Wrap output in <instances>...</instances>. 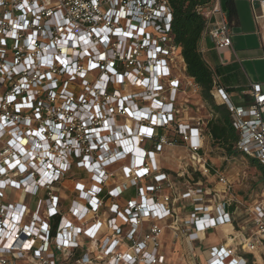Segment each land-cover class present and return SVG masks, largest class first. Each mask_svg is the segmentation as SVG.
Listing matches in <instances>:
<instances>
[{"label":"built area","instance_id":"obj_1","mask_svg":"<svg viewBox=\"0 0 264 264\" xmlns=\"http://www.w3.org/2000/svg\"><path fill=\"white\" fill-rule=\"evenodd\" d=\"M260 8L264 18V0ZM196 11L215 48H231L222 0ZM172 24L170 0H0V264H168L159 224L177 218L169 196H153L168 179L157 156L181 142L199 157L205 137L201 120L183 123L196 85ZM249 96L237 107L213 93L231 114L236 150L264 169V91L252 84ZM127 159L123 184L107 190L108 168ZM74 169L92 184H77L64 209L57 186ZM214 174L222 194L183 196L193 202L182 232L191 242L234 229L231 184ZM130 187L137 198L121 207ZM248 211L251 235H230L205 264H264V194Z\"/></svg>","mask_w":264,"mask_h":264},{"label":"rangeland","instance_id":"obj_2","mask_svg":"<svg viewBox=\"0 0 264 264\" xmlns=\"http://www.w3.org/2000/svg\"><path fill=\"white\" fill-rule=\"evenodd\" d=\"M188 100L189 117L188 122L193 120V110L196 113V117H200L201 121L205 123L209 117L208 106L201 104L200 112L197 114V104L194 105V100L189 96L185 97ZM183 114L177 117L182 118ZM191 116V117H190ZM121 123H124L121 121ZM174 128L165 130V134H174ZM184 144V143H183ZM142 149L150 150L153 149V144L150 142L141 143ZM158 167L162 172L168 176L167 183L161 184V190L153 196L155 198L169 196L173 201V208L175 211V217L177 220L163 222L159 224L162 229V235L160 238L163 253L164 250H168L170 257H176V246L180 238L183 239V230L187 228V221L190 214V207L193 204L192 199L185 194L190 193L192 196L197 194L198 190L203 192L205 199H208L206 192L216 190L219 194L223 193L224 186H222L214 171H217L220 175L224 176L229 184H231V195L232 200L235 201V205L232 206L234 211V234L237 231H242L244 235H251L254 230L252 223V217L249 211L257 203L263 201L264 194V176L254 166L251 165L248 158L242 156L240 153L237 155H228L224 149L219 146L213 145L210 139L204 137L202 141V150L199 157L193 156L189 151L186 144L168 146L163 145L157 156ZM129 159L123 160L112 167L108 168V173L112 176L110 183L106 185L107 190L112 186H117L120 182L123 184L124 170L125 167H129L131 164ZM209 165L212 169L208 170L206 174L204 168ZM214 170V171H213ZM77 184H82L85 189L89 188L92 184L91 175L80 169H74L68 177H66L61 184L57 186L58 194L63 198V208L66 209L67 205L71 200H76L77 195L75 193V187ZM150 184V180L141 182V186ZM72 191L73 193H69ZM137 189L136 187H130L124 190V193L117 204L124 207L127 200L135 199ZM106 206L111 205L108 199H105ZM224 233H232L230 228L221 229ZM223 234V233H222ZM215 237V238H214ZM214 239L219 240L221 235L219 233H210L209 239L206 244H212L215 242ZM229 239V238H228ZM181 240V239H180ZM239 240H235L234 244ZM233 244V245H234ZM232 245V246H233ZM172 253L174 254L172 256ZM95 257L96 254L91 255Z\"/></svg>","mask_w":264,"mask_h":264},{"label":"crops","instance_id":"obj_3","mask_svg":"<svg viewBox=\"0 0 264 264\" xmlns=\"http://www.w3.org/2000/svg\"><path fill=\"white\" fill-rule=\"evenodd\" d=\"M234 3L238 21L231 26L232 47L217 49L211 39L203 35L199 50L213 73L215 85L211 92L212 96L217 89H223L233 105L246 107L251 101L249 90L252 84H259L264 91V18H261L260 0H234ZM188 94L195 99L193 103L199 107L197 108V114H199L201 104L207 106L202 99L201 89L196 85L193 92L190 90ZM213 100L216 105L225 106L214 97ZM208 110L209 119L204 123V130L206 124L214 117L209 107ZM189 115L188 110L183 123L192 125L193 123L187 121ZM193 119L201 120L200 117H196L194 110ZM171 136L172 134L169 135ZM221 229L209 231L205 235L201 234L200 240L196 242H191L186 237L180 238L175 248L176 257H170L168 250H164L168 264H205L208 251L224 244L227 238L234 234L233 228V234L224 233ZM212 232L219 233L221 238L217 240L214 237L215 242L206 244ZM245 257L251 256L245 255Z\"/></svg>","mask_w":264,"mask_h":264},{"label":"trees","instance_id":"obj_4","mask_svg":"<svg viewBox=\"0 0 264 264\" xmlns=\"http://www.w3.org/2000/svg\"><path fill=\"white\" fill-rule=\"evenodd\" d=\"M208 2L209 0H170L173 11V37L175 44L182 50L186 75L192 78L197 87L201 89L202 99L214 114V117L206 124L205 137H208L213 145L224 149L228 155H237L240 152L236 150L235 146L239 136L233 129L228 109L225 106L216 105L213 100L211 94L215 85L213 73L199 50V43L205 29V20L197 13L196 8ZM222 5L227 12L230 26L236 24L238 18L234 0H222ZM178 145L183 144L180 142ZM248 159L251 165L264 176V169L257 160ZM192 211L193 207H190V212ZM78 256L79 254L76 257Z\"/></svg>","mask_w":264,"mask_h":264},{"label":"bare ground","instance_id":"obj_5","mask_svg":"<svg viewBox=\"0 0 264 264\" xmlns=\"http://www.w3.org/2000/svg\"><path fill=\"white\" fill-rule=\"evenodd\" d=\"M128 125L130 126V123H128ZM226 228H230L232 230V228L230 226H225L222 229H226Z\"/></svg>","mask_w":264,"mask_h":264}]
</instances>
